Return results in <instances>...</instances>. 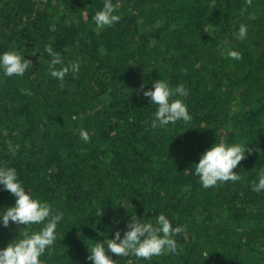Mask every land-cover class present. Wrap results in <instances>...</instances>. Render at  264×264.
Masks as SVG:
<instances>
[{
    "label": "trees",
    "instance_id": "1",
    "mask_svg": "<svg viewBox=\"0 0 264 264\" xmlns=\"http://www.w3.org/2000/svg\"><path fill=\"white\" fill-rule=\"evenodd\" d=\"M102 3L0 0V52L15 46L33 63L23 77L0 76V164L65 214L43 264H90L85 242L103 239L95 227L111 226L109 238L123 231V207L146 219L167 213L187 228L178 254L120 264H264V192L250 187L264 167V0H119L122 19L98 31L92 17ZM45 44L65 64L80 61L63 85L40 55ZM156 79L189 89V123L146 126L155 106L140 86ZM215 129L252 152L233 169L241 181L205 189L194 164ZM9 143L19 145L15 155ZM14 203L0 188V208ZM17 235L14 223L0 226V248Z\"/></svg>",
    "mask_w": 264,
    "mask_h": 264
},
{
    "label": "clouds",
    "instance_id": "2",
    "mask_svg": "<svg viewBox=\"0 0 264 264\" xmlns=\"http://www.w3.org/2000/svg\"><path fill=\"white\" fill-rule=\"evenodd\" d=\"M247 2L251 4V0ZM120 7L119 0H103L102 7L92 17L94 30L103 31L119 23L122 19ZM247 35V26L241 24L236 38L244 40ZM45 54L48 57L49 75L60 81L61 85L69 73L75 76L80 71V61L65 64L61 53L54 50L51 44L44 45L40 55ZM25 55L23 50L15 46L0 52V76L23 77L33 67L32 61L26 59ZM228 56L236 61L242 58V54L235 50H229ZM147 84L149 83L141 84L140 92L144 98L149 99L150 105L155 106L151 120L146 121L148 128L167 129L169 125L180 122L187 124L192 120L186 103L189 89L183 83L172 86L167 79H156L150 83L152 88L145 90ZM221 131L223 135L220 134ZM215 135L216 142L194 164V175L205 189L224 182L241 181V175L233 169L246 158V153L252 152L250 146L243 142H228L227 133L223 129L216 130ZM80 138L88 142L89 132L81 129ZM18 150L19 145L9 143L10 154L15 155ZM250 187L253 192H264V167L258 170L256 180ZM0 188L15 198L13 205L0 208V226L9 228L10 223H14L18 228V235L6 247L0 248V264H43L41 257L46 254L51 256L55 248L58 229L65 220L64 212L28 189L20 179L18 170L8 164H0ZM123 208L128 214L123 231L116 230L112 238H109L111 226H105L107 230L103 232L95 227L97 235L103 239L88 238L85 242L89 253L86 260L90 264H120V258L132 256L137 261H151L153 257L179 253L177 237L186 232L187 225L174 224L167 213L160 212L154 219H146L144 216H137L133 207L134 211ZM96 215L101 217L102 209ZM115 223L118 224L119 221ZM21 225L24 227H19ZM112 254H115L116 259L112 258Z\"/></svg>",
    "mask_w": 264,
    "mask_h": 264
}]
</instances>
